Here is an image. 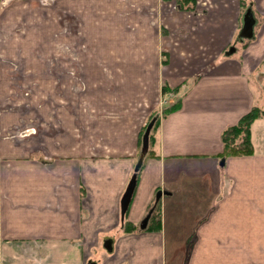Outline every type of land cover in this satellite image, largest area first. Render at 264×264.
I'll use <instances>...</instances> for the list:
<instances>
[{
	"label": "crops",
	"instance_id": "1",
	"mask_svg": "<svg viewBox=\"0 0 264 264\" xmlns=\"http://www.w3.org/2000/svg\"><path fill=\"white\" fill-rule=\"evenodd\" d=\"M131 1L125 14L142 25ZM142 1L155 12L145 10V29L130 33L105 23L118 0L80 5L77 15L87 29L109 28L110 43L133 54L128 58L114 47L120 54L96 55L87 67L129 64L137 70L87 72L102 82L86 88L81 105L67 99L65 122L77 121L73 137L29 154L0 135V264H264V148L254 133L259 120L252 126L253 154L220 157L222 131L256 104L251 83L264 79V0H191L183 7L177 0L174 8L175 0ZM247 6L257 23L253 37L240 41ZM180 25L188 28L186 36L184 29L183 36L174 32ZM158 28L160 38L153 34ZM141 53L154 55L159 81L171 75L166 79L179 90L181 104L160 118L157 155L144 160L126 210L129 227L137 229L122 232V195L135 173L155 94ZM1 79L0 96L7 89ZM118 80L127 81L125 87L108 82ZM85 109L95 115L87 117L91 123ZM159 190L161 229L159 223L153 230L141 227Z\"/></svg>",
	"mask_w": 264,
	"mask_h": 264
},
{
	"label": "rangeland",
	"instance_id": "2",
	"mask_svg": "<svg viewBox=\"0 0 264 264\" xmlns=\"http://www.w3.org/2000/svg\"><path fill=\"white\" fill-rule=\"evenodd\" d=\"M2 2L0 3V8L3 6V10L0 9V77H2L1 82L6 83L7 89L5 94L0 96V135L7 138L9 145H13L12 149L18 144L29 154L47 151L50 148V141L59 145L63 137L67 134L73 137L78 130L77 121H74V125L70 124V121L65 122L68 111L67 99L78 98L76 103L81 105L84 94H87L86 88L95 87L96 82H102L88 78L87 72L137 70L136 66L129 67V64L109 69L106 63L94 62L87 67L86 64L92 60V57L105 56V60L120 52L128 58L133 56L132 49L110 43L114 36L108 29L120 27L121 31L126 33L143 31L145 17H149L145 10L155 12V8L154 11L150 8L148 10L146 7H153L150 3L145 5L142 0H136L134 15L142 24L139 25L125 14V8L135 2L118 0V3L116 2L118 8L105 19L109 28L101 33L100 29L97 31L93 25L90 30L87 29L82 17L77 15L80 5L87 4V0H3ZM176 3L178 4L177 0L170 7L174 8L177 6ZM94 10H96L95 6ZM180 26L174 32L183 36L184 34H179V31L184 29L186 36L188 28L185 25ZM50 28L55 29L52 36ZM153 34L160 38V34H164L163 28H158ZM50 38L59 42L57 47L49 46ZM134 39L136 40L135 37ZM104 43L106 46L101 47L100 45ZM114 47L119 48L120 52ZM140 55H142L140 57L143 63L142 70L148 73L151 79L150 93L153 95L155 92L153 108L145 128L152 119L155 122L158 117L161 118L163 109L176 102L181 94L177 93L179 91L177 88L170 86L171 82L167 79L171 80V75H163L165 78L159 81V76L162 74L159 73V65H155L156 59L152 53ZM43 57L47 59L43 60ZM159 58L162 59L164 56L159 55ZM153 74L156 76V81ZM108 82H116L123 85L122 87L127 83L124 80ZM251 85L255 95V105L264 109V79L252 81ZM164 87L168 90L164 91ZM43 89L46 91L43 92ZM75 107L78 106L75 104ZM84 111L87 113L86 120L87 117L95 116L92 114V109ZM84 111L81 112L83 115ZM257 120L259 121L254 128L256 143L260 146L262 142L264 148V117ZM156 137L152 148L157 149L158 132ZM12 149L10 152H17Z\"/></svg>",
	"mask_w": 264,
	"mask_h": 264
},
{
	"label": "trees",
	"instance_id": "3",
	"mask_svg": "<svg viewBox=\"0 0 264 264\" xmlns=\"http://www.w3.org/2000/svg\"><path fill=\"white\" fill-rule=\"evenodd\" d=\"M180 6L183 7L185 4H188L191 0H179ZM164 91L168 90L167 87L163 88ZM181 104V100H176V102L172 103L171 105L167 106L163 109V116H167L171 112L177 110ZM264 117V109L258 105H254L247 113H245L237 123L230 125L226 127L221 134L224 150L221 153V158H226L227 156H241V155H250L255 152V144L252 137V125L257 119H261ZM151 119V118H150ZM160 118L158 117L157 120L154 122L153 127L151 128L150 134H149V148L148 152L146 154L145 159L147 156L156 155V148H152L153 143L156 140V134L159 131V124H160ZM146 128V127H145ZM143 129L140 134L139 138V145L140 148L142 147V141H143V135L145 133L146 129ZM158 145V144H157ZM144 159V160H145ZM143 167H140V169L135 170V174L137 176V182L138 177L141 172V169ZM156 205L153 207V205L149 208V210H152L151 213V221L148 227L146 229H152V226L155 225L158 227L159 223V229H161V214L158 209L159 205ZM157 206V207H156ZM155 209H157L155 211ZM122 226H119L120 230L122 232H130L134 229H137L136 226L129 227V224L126 220V211L122 212Z\"/></svg>",
	"mask_w": 264,
	"mask_h": 264
},
{
	"label": "water",
	"instance_id": "4",
	"mask_svg": "<svg viewBox=\"0 0 264 264\" xmlns=\"http://www.w3.org/2000/svg\"><path fill=\"white\" fill-rule=\"evenodd\" d=\"M256 23H257V20L255 17L254 11L252 8L248 7L245 10V12L243 13L242 27H241L240 32H239L238 40L243 41L244 39L252 38L253 34H254V27H255ZM234 50H235V48L231 47L230 50L228 51V53L230 54ZM153 124H154V119H152L146 127L145 133L143 135V141H142L143 144H142L141 154H140L139 160L136 164L135 170L140 169V167L143 164L144 157L148 152L149 134H150V131H151ZM223 161H224V159H223ZM136 182H137V176H136V174H133L130 181L128 182V185H127V187L124 191V194L122 196L121 205H122V211L123 212L125 211V209L128 206V203L131 200L132 194H133L134 189L136 187ZM162 193H163V191L159 190L156 194L157 198H160ZM150 215H151V212L148 213L147 216L143 219L141 227H145L147 225Z\"/></svg>",
	"mask_w": 264,
	"mask_h": 264
}]
</instances>
